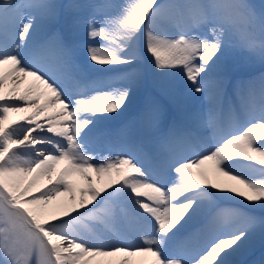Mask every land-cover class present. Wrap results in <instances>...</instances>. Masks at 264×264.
Returning a JSON list of instances; mask_svg holds the SVG:
<instances>
[{
    "label": "snow or ice",
    "instance_id": "obj_1",
    "mask_svg": "<svg viewBox=\"0 0 264 264\" xmlns=\"http://www.w3.org/2000/svg\"><path fill=\"white\" fill-rule=\"evenodd\" d=\"M257 246L264 2L0 0V264H245Z\"/></svg>",
    "mask_w": 264,
    "mask_h": 264
},
{
    "label": "bare ground",
    "instance_id": "obj_2",
    "mask_svg": "<svg viewBox=\"0 0 264 264\" xmlns=\"http://www.w3.org/2000/svg\"><path fill=\"white\" fill-rule=\"evenodd\" d=\"M260 70H261V69H260V66H259V65H256L254 68L251 69V72H252L253 74H258V73L260 72ZM239 75H247V73H241V74H239ZM29 80H30V78H29ZM25 87H27V82L25 83V85H22V86H21V91H23ZM132 112H133V110H132V111H129V112L126 114V116L123 118V119H124V122H125V121H129V120H133V119L136 117V114H134V113H132ZM27 114H28V113H21V114H19V115H27ZM41 122H42V121H41ZM42 134H43V133H42ZM48 135H50V134H48ZM98 148H101V149H102V151H103L102 154H104V155H116V154H117V152H116L115 150H113V151L110 152L106 146H103V145H101V144H96V145H94V150H95V151H97ZM91 150H93V149H90V151H91ZM75 179H76V181H77V185H78V186H82V182L79 181V178L76 177ZM93 179H94V180L97 179V178L95 177L94 174H93ZM210 179H212L213 181H215L216 179H218V177H217L215 174H213V173L210 172ZM219 179H220V180H225V181H226V178H224V177H219ZM97 186H101V185H100V184H97ZM59 199H60V200H63V199H65V197H60ZM237 199H239V198H237ZM224 203H225V202H224ZM225 204L227 205V204H229V203H225ZM259 248H260V246H257V247H256L255 251H257V252H256L255 254H254L255 251H254L253 253L249 254V255H251V257H250V259H249L245 264H255V262H258L259 259H260L261 257L264 256V249H263V250H259ZM247 256H248V255L241 256V257H237L236 259H237V260L244 261L245 258H246Z\"/></svg>",
    "mask_w": 264,
    "mask_h": 264
},
{
    "label": "rangeland",
    "instance_id": "obj_3",
    "mask_svg": "<svg viewBox=\"0 0 264 264\" xmlns=\"http://www.w3.org/2000/svg\"><path fill=\"white\" fill-rule=\"evenodd\" d=\"M251 2L254 3V4L256 5L257 8H259V7L261 6L262 2H264V0H251ZM257 65H258V64H257ZM255 66H256V65H254L252 68H254ZM138 103H139V98H138L137 103L134 104L133 107H132L130 110H131V111H132V110H136V111H137ZM250 257H251V255L248 256V257L245 259V261H246L247 259H249Z\"/></svg>",
    "mask_w": 264,
    "mask_h": 264
}]
</instances>
